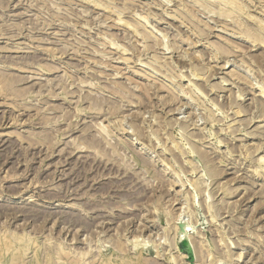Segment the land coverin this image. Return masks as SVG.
<instances>
[{"label":"rangeland","instance_id":"rangeland-1","mask_svg":"<svg viewBox=\"0 0 264 264\" xmlns=\"http://www.w3.org/2000/svg\"><path fill=\"white\" fill-rule=\"evenodd\" d=\"M0 264H264V0H0Z\"/></svg>","mask_w":264,"mask_h":264}]
</instances>
